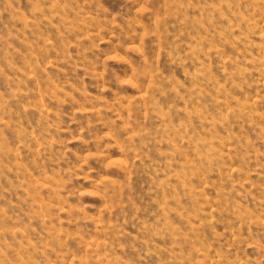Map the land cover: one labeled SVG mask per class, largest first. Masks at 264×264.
<instances>
[{"label": "rangeland", "instance_id": "1", "mask_svg": "<svg viewBox=\"0 0 264 264\" xmlns=\"http://www.w3.org/2000/svg\"><path fill=\"white\" fill-rule=\"evenodd\" d=\"M0 264H264V0H0Z\"/></svg>", "mask_w": 264, "mask_h": 264}]
</instances>
